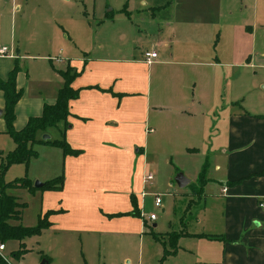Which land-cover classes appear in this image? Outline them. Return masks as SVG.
Here are the masks:
<instances>
[{"label": "crops", "instance_id": "0c3cea01", "mask_svg": "<svg viewBox=\"0 0 264 264\" xmlns=\"http://www.w3.org/2000/svg\"><path fill=\"white\" fill-rule=\"evenodd\" d=\"M213 1L139 0L142 6L133 7L138 19L146 20L142 23L149 30L153 24L148 47L134 44L122 55L99 45L94 55L84 53L75 59L56 55L54 60L75 72L71 85L78 91L68 102L63 135L60 120L47 138L62 135L79 151L63 153L55 144L39 143V151H48L51 157L37 174L43 181L61 173L62 185L40 192L36 216L46 209L54 211L48 215L49 225L35 235L44 230L71 236L78 232L91 242L96 233L143 232L148 223L140 206L156 181V158L163 160L166 181L172 175L175 182V173L181 171L187 178L183 185L196 179L206 160L203 184L211 182V231L183 228L174 252L165 258L177 257V264H264V206L259 205L264 202V0H245L242 21L228 25L224 36L216 37L215 44L221 42L223 47L211 59V8L220 14L222 0ZM120 12L131 15L130 9ZM132 23L120 26L118 35L136 42L141 37L135 29L140 28ZM68 35L61 29L63 40ZM248 40L253 45L249 52ZM146 49L156 51L150 63L143 60ZM13 54H0V77H5ZM39 56L41 74L52 73L51 90L37 98L22 93L17 70L15 82L21 95L14 105L15 128L28 115L39 114L43 102H53L62 82L51 59L49 67L45 56ZM185 64H192L195 72L186 70ZM231 65L254 69L243 79L242 71H232ZM3 127L0 118V130ZM147 172L152 173L150 183L143 181ZM131 197L138 215L131 212ZM21 216L22 209L14 222L22 223ZM192 233H197L198 244L190 246L182 238L178 245L179 235Z\"/></svg>", "mask_w": 264, "mask_h": 264}, {"label": "rangeland", "instance_id": "374dc122", "mask_svg": "<svg viewBox=\"0 0 264 264\" xmlns=\"http://www.w3.org/2000/svg\"><path fill=\"white\" fill-rule=\"evenodd\" d=\"M195 1L200 2L201 0ZM243 3L245 0H222L220 14L211 8V45L209 46L211 59L217 50L223 47L221 42L215 44L216 37L219 34L224 36L228 25L235 26L242 21L245 15ZM141 6L139 0H0V46L4 45L7 52L14 53L12 57L8 58V62L10 67L15 59L22 93L26 92L28 96L37 98L42 93L47 95L51 90L52 73L41 74L39 63L42 62L40 61L42 59L39 55L45 56L44 60L49 67L51 64L48 58H50L52 65L57 69L66 67V63H58L54 60L58 54L68 55L75 59L76 57L81 58L84 53L89 55L98 53L99 45H102L104 49H109L107 52L111 53L116 50L115 52L122 55L126 53L123 51H127L134 44L137 48L148 47L150 33H153V24L149 30L146 24H143L146 20H142V23L138 19L139 16L133 7ZM123 9H130L131 15L124 17L120 12ZM128 20L135 22L132 23L133 28H137V26L140 28L139 30L135 29L139 32L137 36L141 37L136 42L131 41L130 39L133 38L129 36L118 35L121 30L120 26L124 23V25L128 24ZM30 24L31 26H29ZM61 29L67 31L69 38L62 39ZM249 40L246 45L248 52L249 48L253 46ZM202 59L203 56L199 58V60ZM1 62L4 60L2 59ZM152 66L153 64L148 65L147 68H152ZM183 66H186V70L195 72L192 64ZM143 69H146L145 63ZM230 69L242 71V78L247 79L254 68L245 69L238 65H231ZM214 83L215 78L211 80V86H215ZM151 86H153V79ZM222 87L221 83L218 88ZM13 111L15 116L14 108ZM0 118L4 123L1 112ZM4 128L5 124L0 130V152L3 155L14 146L12 137L4 131ZM51 128H54V125L46 126L45 131L41 134H38L37 130L35 138L39 139L44 133L50 136L51 133H54L53 131L49 132ZM39 143L40 141L31 143V146L36 150V155L30 156L26 164L22 161L9 163L3 161L5 163L0 168L2 179L7 181L15 177H26L31 184L36 179L41 180L37 173H40L43 161L49 159L51 154L48 151L41 153L39 150L42 149ZM176 159L178 161L179 156ZM156 161H158V175L155 172L156 181L152 187H149L150 192L142 197L140 206L141 215L144 217L149 213L154 214V218L149 221L144 218L148 223L145 231L127 235L118 229V233L112 232L113 234L109 236H107L108 233L104 236L96 233V239L88 242L84 235H79L78 232L71 236L67 235L66 231L61 233L44 230L38 236L31 234L23 237L24 246L28 249L18 259L12 258L8 253L9 249L17 246L14 240L4 243L0 255L6 264H39L42 259L47 261L46 264H156L157 258L161 254V244L153 238L149 232L150 229L158 233L164 240L168 239L165 230L180 232L184 228L185 230L198 231V233L211 231L208 230L211 229V182L202 183L199 193H194L195 188L199 186L196 179H191L183 186L176 185L172 181V175L171 182L166 181L163 160L159 157L156 158ZM43 189L38 186L5 188L6 192L14 194L20 201L25 202L21 216L23 224L33 225L36 222L40 192ZM153 193H158L160 197L158 206L153 204ZM153 222L155 225H152ZM116 224L118 221L114 220L113 225L120 228ZM197 236V233L179 235L177 243L180 245L182 238H185L183 241L186 244L194 246L198 244ZM101 238L103 240L98 244V239ZM162 264H177V257H167L163 259Z\"/></svg>", "mask_w": 264, "mask_h": 264}, {"label": "trees", "instance_id": "16d2710c", "mask_svg": "<svg viewBox=\"0 0 264 264\" xmlns=\"http://www.w3.org/2000/svg\"><path fill=\"white\" fill-rule=\"evenodd\" d=\"M18 70L15 59L5 77H0V90L3 97V106L1 114L4 119L5 128L13 139L14 146L6 151L3 155L0 152V168L3 167V161L9 163L11 161H22L25 164L30 156L36 155V150L31 146L33 141H40L44 143H52L59 146L63 153L75 154L79 151L78 148H71L65 141L63 135L64 128L67 125L66 117L68 112V102L71 98L77 95L78 88L71 85V79L75 72L71 73V67L66 66L64 69H57L62 77V82L57 87L55 98L53 102H43L39 114L28 115L23 125L19 128L13 126L14 105L21 95V88L17 87L15 76ZM63 121V128L61 129L60 138H35V132L42 130L46 126L55 125L58 121ZM3 164V165H2ZM207 161L204 160L196 175V181L199 184V189L195 188L194 193L201 190V185L206 179ZM62 185V174L44 179L42 184L38 187L48 189H60ZM27 186L33 188L30 180L26 177H15L10 180H3L0 171V242H8L10 240L17 241V246L8 250L12 258L18 259L19 256L26 251V248L21 239L27 235L38 234L43 228L49 225L48 215L54 209H46L39 213L36 217V222L33 225H24L20 222H14L20 217V211L24 206V201H19L15 195L6 192V187ZM133 214L138 215L139 211L136 203L131 197ZM153 238L161 244V254L157 258L156 264H162L163 259L167 254L174 252L176 248V238L179 232L170 230L166 231L168 239L164 240L158 233L149 230ZM0 264H6L5 260L0 255Z\"/></svg>", "mask_w": 264, "mask_h": 264}, {"label": "built area", "instance_id": "2783aa9c", "mask_svg": "<svg viewBox=\"0 0 264 264\" xmlns=\"http://www.w3.org/2000/svg\"><path fill=\"white\" fill-rule=\"evenodd\" d=\"M0 54H7V48L4 45L0 46ZM156 56V51L154 49H146L143 51V60L146 63H150L151 61L154 60ZM57 58V57H55ZM152 178V173L151 172H147L145 174H143V181L146 183H150ZM225 187H222L221 190H224ZM143 193V192H142ZM153 204L154 206H158L160 203V197L158 195V193H153ZM260 206H264V202L261 201L259 202ZM144 217V216H143ZM147 221L151 220L154 218V214L153 213H149L146 217H144ZM4 247V243L0 242V250ZM2 256V255H1Z\"/></svg>", "mask_w": 264, "mask_h": 264}, {"label": "water", "instance_id": "95a60500", "mask_svg": "<svg viewBox=\"0 0 264 264\" xmlns=\"http://www.w3.org/2000/svg\"><path fill=\"white\" fill-rule=\"evenodd\" d=\"M47 134H42L41 138H47ZM174 181L176 182L177 185L182 186L187 182V178L182 174L181 171H177L173 177ZM42 184L41 180H34L33 185L34 186H40ZM39 264H45V259H42Z\"/></svg>", "mask_w": 264, "mask_h": 264}]
</instances>
